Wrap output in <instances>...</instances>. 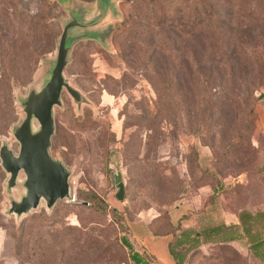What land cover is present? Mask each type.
<instances>
[{"label": "rangeland", "instance_id": "374dc122", "mask_svg": "<svg viewBox=\"0 0 264 264\" xmlns=\"http://www.w3.org/2000/svg\"><path fill=\"white\" fill-rule=\"evenodd\" d=\"M111 2L108 43L76 44L64 73L86 103L64 91L54 110L51 154L72 172L74 202L8 216L22 189L7 192L0 167V264H129L132 227L165 235L177 217L192 228L170 236L184 264H248L215 244L214 228L264 209V0ZM67 19L59 0H0V146L16 156L18 99L55 58Z\"/></svg>", "mask_w": 264, "mask_h": 264}, {"label": "water", "instance_id": "95a60500", "mask_svg": "<svg viewBox=\"0 0 264 264\" xmlns=\"http://www.w3.org/2000/svg\"><path fill=\"white\" fill-rule=\"evenodd\" d=\"M68 19L60 21L62 32L56 47V56L43 62L39 78L30 86L26 97L18 99L22 118L13 127L11 134L19 144L18 155H14L3 141L0 146V167L8 175L7 192L20 187L18 200L10 199L6 215L19 220L36 210L41 203L50 212L60 201H70L71 194L68 171L63 162L52 156L51 139L55 133L54 110L62 109V93L65 91L73 103L80 107L85 97L74 88L64 73L71 63L73 47L85 41L106 45L110 36L109 25L104 26L108 14L114 19V4L111 0H96V9L90 13L85 6L73 0H59ZM24 179L19 184V175ZM115 197L125 199L122 173L112 174Z\"/></svg>", "mask_w": 264, "mask_h": 264}, {"label": "crops", "instance_id": "0c3cea01", "mask_svg": "<svg viewBox=\"0 0 264 264\" xmlns=\"http://www.w3.org/2000/svg\"><path fill=\"white\" fill-rule=\"evenodd\" d=\"M178 220V217L172 220L171 226L177 227ZM149 225L142 222L131 228L133 246L144 250L157 264H178L170 252L171 235H156ZM180 228L185 232L192 230L191 226L180 225ZM225 230L230 231V237H222ZM214 234L216 245L230 246L245 253L248 264H264V209L231 215L225 220L221 218L220 224L214 228Z\"/></svg>", "mask_w": 264, "mask_h": 264}, {"label": "trees", "instance_id": "16d2710c", "mask_svg": "<svg viewBox=\"0 0 264 264\" xmlns=\"http://www.w3.org/2000/svg\"><path fill=\"white\" fill-rule=\"evenodd\" d=\"M89 203H84L82 205V207L84 208H88L89 207ZM112 213L116 214V211H112ZM171 228V233L169 234H165V235H162V236H174V234L180 230V225H178L177 227H172L170 226ZM185 234H190L192 233L191 231H186V232H183ZM187 241L189 239H186ZM183 242H185L183 240ZM121 245L123 246V248H125L127 250V256H128V261H129V264H157L154 259H152L144 250L140 249V248H135L133 246V244L131 243V240L130 238L128 239H125V238H122L121 240ZM170 247V252L172 254V256L174 257V259L176 260V262L178 264H182V259L180 260V256H176L174 255L173 253V250L171 248V245H169ZM232 253H234V251L231 249L230 250Z\"/></svg>", "mask_w": 264, "mask_h": 264}, {"label": "built area", "instance_id": "2783aa9c", "mask_svg": "<svg viewBox=\"0 0 264 264\" xmlns=\"http://www.w3.org/2000/svg\"><path fill=\"white\" fill-rule=\"evenodd\" d=\"M72 202H74V199L72 200Z\"/></svg>", "mask_w": 264, "mask_h": 264}]
</instances>
